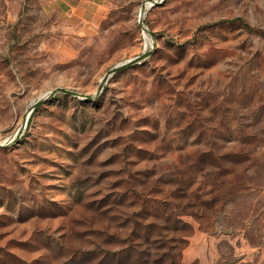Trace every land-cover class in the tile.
I'll list each match as a JSON object with an SVG mask.
<instances>
[{
    "label": "rangeland",
    "instance_id": "obj_1",
    "mask_svg": "<svg viewBox=\"0 0 264 264\" xmlns=\"http://www.w3.org/2000/svg\"><path fill=\"white\" fill-rule=\"evenodd\" d=\"M0 0V264H264V0Z\"/></svg>",
    "mask_w": 264,
    "mask_h": 264
},
{
    "label": "built area",
    "instance_id": "obj_2",
    "mask_svg": "<svg viewBox=\"0 0 264 264\" xmlns=\"http://www.w3.org/2000/svg\"><path fill=\"white\" fill-rule=\"evenodd\" d=\"M163 0H147L143 2L137 13V21L141 26L142 54L151 53L154 50L155 41L150 33V27L146 22L149 11Z\"/></svg>",
    "mask_w": 264,
    "mask_h": 264
}]
</instances>
